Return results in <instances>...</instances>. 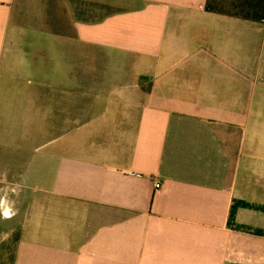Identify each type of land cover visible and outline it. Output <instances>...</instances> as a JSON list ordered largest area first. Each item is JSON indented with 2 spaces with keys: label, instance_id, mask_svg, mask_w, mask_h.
Listing matches in <instances>:
<instances>
[{
  "label": "crops",
  "instance_id": "0c3cea01",
  "mask_svg": "<svg viewBox=\"0 0 264 264\" xmlns=\"http://www.w3.org/2000/svg\"><path fill=\"white\" fill-rule=\"evenodd\" d=\"M0 0V245L14 264H264V0Z\"/></svg>",
  "mask_w": 264,
  "mask_h": 264
},
{
  "label": "rangeland",
  "instance_id": "374dc122",
  "mask_svg": "<svg viewBox=\"0 0 264 264\" xmlns=\"http://www.w3.org/2000/svg\"><path fill=\"white\" fill-rule=\"evenodd\" d=\"M59 2L58 0L56 1V10L58 12V19L60 22L67 23L68 18L64 12V9L59 7ZM15 252V246L11 243L8 244H1L0 245V264H10V261L14 255Z\"/></svg>",
  "mask_w": 264,
  "mask_h": 264
},
{
  "label": "trees",
  "instance_id": "16d2710c",
  "mask_svg": "<svg viewBox=\"0 0 264 264\" xmlns=\"http://www.w3.org/2000/svg\"><path fill=\"white\" fill-rule=\"evenodd\" d=\"M10 264H14V257H12Z\"/></svg>",
  "mask_w": 264,
  "mask_h": 264
}]
</instances>
